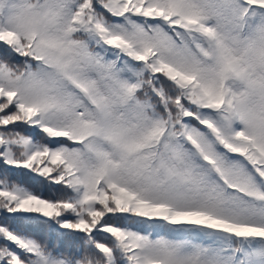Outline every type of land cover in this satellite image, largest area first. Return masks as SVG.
Wrapping results in <instances>:
<instances>
[{"label": "snow or ice", "instance_id": "obj_1", "mask_svg": "<svg viewBox=\"0 0 264 264\" xmlns=\"http://www.w3.org/2000/svg\"><path fill=\"white\" fill-rule=\"evenodd\" d=\"M0 264H264V0H0Z\"/></svg>", "mask_w": 264, "mask_h": 264}]
</instances>
